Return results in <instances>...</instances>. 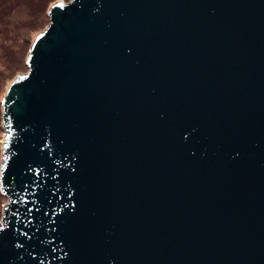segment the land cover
<instances>
[{
    "label": "water",
    "instance_id": "95a60500",
    "mask_svg": "<svg viewBox=\"0 0 264 264\" xmlns=\"http://www.w3.org/2000/svg\"><path fill=\"white\" fill-rule=\"evenodd\" d=\"M2 99L0 264H264V0H58Z\"/></svg>",
    "mask_w": 264,
    "mask_h": 264
},
{
    "label": "trees",
    "instance_id": "16d2710c",
    "mask_svg": "<svg viewBox=\"0 0 264 264\" xmlns=\"http://www.w3.org/2000/svg\"><path fill=\"white\" fill-rule=\"evenodd\" d=\"M55 1L58 0H0V56H1V51L7 52L10 45L13 42H16L22 35H24L25 29L28 28L29 23L31 22V20H34L36 18V15L38 13L39 14L45 13L47 19H49L47 12L51 4L54 3ZM65 1H69V0H65ZM31 41L32 40L30 39L28 43L29 46L26 49L23 60H25ZM19 73L21 72L14 73L11 76V79L14 78ZM1 117H2V99L0 100V131L2 132ZM0 139H2V136ZM0 196L5 197L1 193V191H0ZM4 203L5 200H3L1 203L0 215Z\"/></svg>",
    "mask_w": 264,
    "mask_h": 264
},
{
    "label": "rangeland",
    "instance_id": "374dc122",
    "mask_svg": "<svg viewBox=\"0 0 264 264\" xmlns=\"http://www.w3.org/2000/svg\"><path fill=\"white\" fill-rule=\"evenodd\" d=\"M48 22H49V19H47V16L45 13H42V14L38 13L36 15V18L34 20H31L28 28L25 29L24 35H22L16 42H13L10 45L7 52L1 51L0 100L3 99L4 94L6 92V88L8 84L10 83V81L13 79V78L11 79V76L16 72H23V71L25 72V70H27L25 60H23V58H24L26 49L29 46L28 43L30 39L33 41L38 31L40 32L41 30H43L46 27ZM32 41L30 42V46H31ZM1 136H3V131L2 132L0 131V138ZM1 141L2 139H0V142ZM0 154H1V145H0ZM3 200H5L6 202V198L0 196V206Z\"/></svg>",
    "mask_w": 264,
    "mask_h": 264
}]
</instances>
